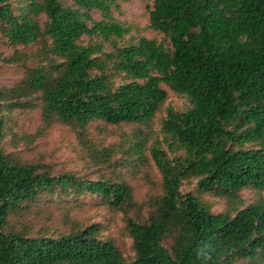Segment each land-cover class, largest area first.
Listing matches in <instances>:
<instances>
[{
	"label": "trees",
	"instance_id": "obj_1",
	"mask_svg": "<svg viewBox=\"0 0 264 264\" xmlns=\"http://www.w3.org/2000/svg\"><path fill=\"white\" fill-rule=\"evenodd\" d=\"M71 1L0 0L4 60L25 72L0 87V264H264V0H154L165 37L137 42L115 0ZM163 84L188 106L167 107L158 132ZM37 108V127L15 129V113ZM57 126L92 172L38 149ZM108 126L131 130L108 142ZM153 166L139 200L134 179ZM86 195L123 215L132 253L72 217ZM47 204L68 210L54 231L28 222Z\"/></svg>",
	"mask_w": 264,
	"mask_h": 264
},
{
	"label": "rangeland",
	"instance_id": "obj_2",
	"mask_svg": "<svg viewBox=\"0 0 264 264\" xmlns=\"http://www.w3.org/2000/svg\"><path fill=\"white\" fill-rule=\"evenodd\" d=\"M67 4H73V1L67 0ZM153 5L154 0H115L112 7L113 14L117 20L124 23L130 30L129 34L125 37V41L133 40L134 42H137L139 38L143 36L150 39H157L158 41L164 39L165 36L163 33L150 26V10ZM91 12L96 20L102 18L100 11L93 9ZM20 49L26 50L27 48L20 47ZM12 51L13 50L9 46L0 42V87L14 86L23 79V74H25L22 68L19 69L16 65H12L4 60V58L8 57ZM162 86L168 91V98L161 110L155 116L153 122V128L158 132H160L162 121L167 115V107L170 106L176 109H184L188 106V99L185 96L175 93L165 84ZM14 117L18 120V125L15 126V129L20 131L23 127L35 128L40 123L41 110L38 108L33 110L27 109L23 112L15 113ZM123 130L130 131L131 127L125 126L118 128L116 126H108L106 130H103V134L100 135V137L106 138L105 136H108V142L118 141L119 134ZM74 143V135L65 127L57 126L53 129L49 137L40 144L38 149L47 152L49 158L57 163L59 169H76V171H80L83 164L78 161V157L73 151ZM92 171L93 169H84L80 171V174H87ZM149 173L150 176H145L144 173H142L138 178L134 179L133 185L135 188V194L139 200L144 199L149 192L153 191L149 182L150 179L158 181L159 173L155 166L149 169ZM92 176L95 177V175ZM183 190L190 191L191 189L188 186H184ZM243 194L246 198L251 199L255 193L246 190ZM223 204L222 201L217 202L214 209L220 211L223 208ZM45 208H48V210L42 209V216L34 214L29 217L28 222L41 229L57 230L61 227L63 213L68 210H56L54 204H47ZM50 210H56L51 219V216L48 215ZM71 215L82 225L94 222L104 223L108 227V232L112 233L115 237L119 236L123 238L122 246L125 253H132L131 240L122 235V229L125 227L123 215L118 211L110 209L100 198L91 195L83 196L78 208L72 211Z\"/></svg>",
	"mask_w": 264,
	"mask_h": 264
}]
</instances>
